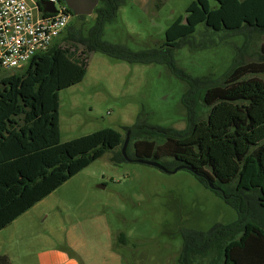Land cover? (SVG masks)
<instances>
[{
	"label": "trees",
	"instance_id": "16d2710c",
	"mask_svg": "<svg viewBox=\"0 0 264 264\" xmlns=\"http://www.w3.org/2000/svg\"><path fill=\"white\" fill-rule=\"evenodd\" d=\"M126 1L99 0L87 32L69 23L65 45L58 39L0 80V231L107 151H115L113 163L125 162L122 146L131 131L129 158L155 160L170 170L188 166L202 184L220 188L212 190L238 213L235 221L208 230L183 229L179 263L264 264V79L247 78L264 74V60H235L215 81L191 76L174 60L176 50L210 42L209 32L264 36V0H193L168 27L161 46L139 51L104 39ZM202 23L205 37L199 32L197 43ZM93 52L131 64L168 65L189 85L182 100L187 128L153 126L140 115L124 135L105 128L61 142L58 92L84 79ZM202 105L209 109L206 119L199 116Z\"/></svg>",
	"mask_w": 264,
	"mask_h": 264
},
{
	"label": "rangeland",
	"instance_id": "374dc122",
	"mask_svg": "<svg viewBox=\"0 0 264 264\" xmlns=\"http://www.w3.org/2000/svg\"><path fill=\"white\" fill-rule=\"evenodd\" d=\"M192 1L127 0L107 24L104 39L134 51L157 48ZM95 17L94 12L72 16L69 23L83 25L87 32ZM204 29L203 23L198 25L197 43ZM65 35L60 45H65ZM206 37L210 42L203 47L184 46L174 53L176 66L193 77L215 81L235 60H264L263 35L209 32ZM14 72L0 67V80ZM253 76L264 79L261 73L247 78ZM188 89L164 63L131 64L93 52L84 79L58 92L60 140L105 128L124 135V127L140 115L150 125L185 130L182 100ZM208 111L202 105L200 118L206 119ZM114 153L107 151L39 201L29 209L26 223H16L22 264H180L183 229L208 230L238 218L233 207L188 169L170 173L135 161L115 164Z\"/></svg>",
	"mask_w": 264,
	"mask_h": 264
},
{
	"label": "built area",
	"instance_id": "2783aa9c",
	"mask_svg": "<svg viewBox=\"0 0 264 264\" xmlns=\"http://www.w3.org/2000/svg\"><path fill=\"white\" fill-rule=\"evenodd\" d=\"M41 0H0V67L21 70L46 52L65 32L72 15L63 0H47L54 13L43 11Z\"/></svg>",
	"mask_w": 264,
	"mask_h": 264
},
{
	"label": "water",
	"instance_id": "95a60500",
	"mask_svg": "<svg viewBox=\"0 0 264 264\" xmlns=\"http://www.w3.org/2000/svg\"><path fill=\"white\" fill-rule=\"evenodd\" d=\"M63 1L66 3L67 7L73 11L75 16H89V15H91V14H93L95 8L99 4V0H63ZM40 5L42 6L44 12L54 13L56 11L55 5L53 3L47 1V0H41ZM130 134H131V131H128L126 134L124 144L122 146V153H123V155L127 161H129V162L135 161V162H139V163L152 165V166H155V167H157L163 171L170 172V173H175L180 169L191 170L188 166H185V165H179V166L175 167L173 170H170V169H167L163 164H161L160 162L155 161V160L143 159V158H135V159L129 158L126 154V149H127L128 143H129ZM208 184H209L211 189L220 190V188L215 187V185L212 182H208Z\"/></svg>",
	"mask_w": 264,
	"mask_h": 264
},
{
	"label": "crops",
	"instance_id": "0c3cea01",
	"mask_svg": "<svg viewBox=\"0 0 264 264\" xmlns=\"http://www.w3.org/2000/svg\"><path fill=\"white\" fill-rule=\"evenodd\" d=\"M131 126V125H128ZM30 210L22 214L11 224L0 231V264H22L20 251L16 239V223L21 221L26 223L29 217H25ZM25 217V218H24ZM23 219V220H20ZM42 264V263H41ZM64 264H76L75 262H66Z\"/></svg>",
	"mask_w": 264,
	"mask_h": 264
}]
</instances>
